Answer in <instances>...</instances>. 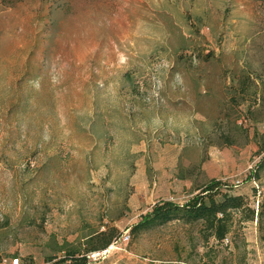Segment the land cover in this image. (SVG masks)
<instances>
[{
	"label": "rangeland",
	"instance_id": "obj_1",
	"mask_svg": "<svg viewBox=\"0 0 264 264\" xmlns=\"http://www.w3.org/2000/svg\"><path fill=\"white\" fill-rule=\"evenodd\" d=\"M258 141L264 0H0V264L106 228L87 264H264ZM213 179L258 217L222 242L180 222L132 238Z\"/></svg>",
	"mask_w": 264,
	"mask_h": 264
},
{
	"label": "trees",
	"instance_id": "obj_2",
	"mask_svg": "<svg viewBox=\"0 0 264 264\" xmlns=\"http://www.w3.org/2000/svg\"><path fill=\"white\" fill-rule=\"evenodd\" d=\"M264 153L263 143L258 141L257 154ZM264 168V155L257 163V169ZM256 173V174H255ZM248 177V180H258V172ZM227 187L219 180H210L202 186H193L192 196L183 203H175L169 200L155 203L151 209L140 216L139 221L129 228L132 238L145 231H149L171 222H180L185 225L199 223L201 235L204 241L214 240L222 242L227 239L232 224L233 216L237 213L245 214L246 221H253L259 214H255L241 195H236L232 188L223 191ZM119 234L115 228H106L104 231L91 233L82 240L80 249L69 243H62L57 255H48L45 264H87L88 256L93 253H101L107 250L118 240ZM16 264H27L15 260Z\"/></svg>",
	"mask_w": 264,
	"mask_h": 264
},
{
	"label": "built area",
	"instance_id": "obj_3",
	"mask_svg": "<svg viewBox=\"0 0 264 264\" xmlns=\"http://www.w3.org/2000/svg\"><path fill=\"white\" fill-rule=\"evenodd\" d=\"M226 240V239H225Z\"/></svg>",
	"mask_w": 264,
	"mask_h": 264
}]
</instances>
